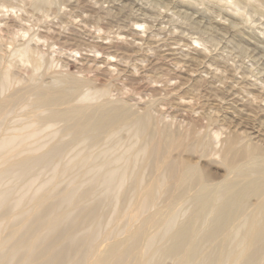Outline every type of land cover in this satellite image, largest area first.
I'll list each match as a JSON object with an SVG mask.
<instances>
[{"label":"bare ground","instance_id":"1","mask_svg":"<svg viewBox=\"0 0 264 264\" xmlns=\"http://www.w3.org/2000/svg\"><path fill=\"white\" fill-rule=\"evenodd\" d=\"M7 13L0 264H264L260 133L199 104L214 93L217 107L264 110L254 66L217 50L226 23L264 54V0H0ZM188 62L205 76L183 96Z\"/></svg>","mask_w":264,"mask_h":264},{"label":"rangeland","instance_id":"2","mask_svg":"<svg viewBox=\"0 0 264 264\" xmlns=\"http://www.w3.org/2000/svg\"><path fill=\"white\" fill-rule=\"evenodd\" d=\"M104 6H106V5H104ZM18 14L19 13H17L16 15L18 16ZM9 13H7L6 14V16L4 17V16H0V26H1V23H2V25H3V23H5L4 21L6 20V23L8 24V23H10L9 22V20L10 19H13L14 20V17L16 16V15H9ZM14 16V17H13ZM183 15H181V16H175V18L177 19H175V29H177L180 25H182V27H184V29L186 28L185 26H186V24H187V20H185L186 19V17L185 16H183ZM193 17H191V18H194V15H192ZM198 16V15H197ZM197 16L195 17V18H197ZM4 17V18H3ZM174 18V17H173ZM183 18H185V19H183ZM15 19H16V17H15ZM181 19V20H180ZM205 19L206 18H203V19H201L200 18V23H201V25H206V22H205ZM185 20V21H184ZM177 21V22H176ZM180 21H181V23H180ZM202 21V22H201ZM217 21H219V19H213V21H212V23H214V25H217L218 24V22ZM234 21V20H233ZM28 23H29V25H28ZM26 22V24L27 25H25L26 27H24V29H26V28H28V26H31V23H32V19H29V22ZM179 23V24H178ZM216 23V24H215ZM220 23H223V20L220 22ZM219 25H221V26H218L219 28H220V30H218L219 31V34H218V37H217V39L219 40V39H221L222 41H221V43L219 44V46L217 47V50H218V53L219 54H223L224 55V57H226L225 59L226 60H228L229 62H227V64H233V65H236V66H241L242 68H243V66H247V67H244V68H248L250 65H252V68H253V66H254V68L252 69L253 71H254V74H255V71H257L256 72V79L258 78V79H263L264 80V75H263V73H264V58H262V56L264 57V54H263V52H261L262 50V44H258V43H256V42H254V41H250V40H248L247 41V38L246 37H244V36H242V34L239 32V31H241V30H239L238 32H239V34H238V32H237V30H235V31H233V34L235 33V36L234 37H231V35H230V33H231V31H228L227 30V28H228V25L226 24V23H223V24H219ZM223 27V28H222ZM167 28V27H166ZM169 28V27H168ZM34 29H36V28H34ZM247 31V30H246ZM227 32V33H226ZM236 32H237V34H236ZM246 33V32H245ZM185 34H186V32H185ZM222 35H225L224 37L222 36ZM162 36H164V33L162 34ZM230 36V37H229ZM223 37V38H222ZM244 37V39L246 40V41H244L242 38ZM235 42V43H234ZM245 42V43H244ZM249 42V43H248ZM241 43V44H240ZM245 45V46H247L248 47V52H250L251 54V56H252V53L254 54V57L255 56H257L256 58H257V62H260V63H257V65L256 64H254L253 62L254 61H252L251 59L252 58H245V57H242V56H240V53H237V52H239L238 51V47L237 46H239V45ZM193 45H195L196 46V44H193ZM261 45V46H260ZM197 47V46H196ZM236 47H237V49H236ZM249 47H251V48H249ZM259 48V50H258V48ZM175 48V46H173V49ZM226 48V49H225ZM234 48V49H233ZM224 49H225V51H224ZM182 50H183V53H184V51L186 52V49L184 48H182ZM232 50H233V52H232ZM235 50H237V51H235ZM254 50H255V52H254ZM253 51V52H252ZM257 51V52H256ZM224 52V53H223ZM231 52V53H230ZM217 53V54H218ZM256 53H260V54H257L256 55ZM262 53V54H261ZM213 54V53H212ZM226 54V55H225ZM229 54V55H228ZM236 55V56H235ZM258 55H259V58H258ZM178 56V55H177ZM230 56V58H228V57ZM233 56V57H232ZM235 56V57H234ZM77 57H78V55H77ZM176 57V56H175ZM232 57V58H231ZM236 57H238V58H236ZM234 58V59H233ZM260 58H262V59H260ZM170 59H174L173 57L172 58H170ZM176 59V61L174 60V61H171V62H182L183 63V60L182 59H177V58H175ZM234 60V61H233ZM165 61V60H164ZM238 61V62H237ZM244 61V62H243ZM249 61V62H248ZM252 61V62H251ZM73 61L71 60V62L69 63V65L71 66V68L69 67L68 68V70H70L71 72H74L75 71V67H73V64L74 63H72ZM166 62V61H165ZM165 62H163V67H166L167 66V62L165 63ZM169 62V64H170V61H168ZM231 62V63H230ZM190 63V64H189ZM236 63V64H235ZM251 63V64H250ZM76 64V63H75ZM192 64V65H191ZM193 64L194 63H191V62H188V63H184V65H181V67H182V70H188L189 72H190V74H192V78H191V80L190 81H192V83H187L185 80H179L180 81V83L182 84V85H180V87H179V93L178 92H176V94L178 93V94H181V95H183V94H186V91H188L190 88H191V86L195 83V80L196 79H198V76L201 74V76H205V73L203 74V72H205V69H204V67H205V65H203V66H201L200 64H198L199 66H196L195 64H194V66H193ZM238 64V65H237ZM191 65V66H190ZM256 65V66H255ZM249 68H251V67H249ZM257 68V69H256ZM201 70V71H200ZM200 73V74H199ZM260 74H261V76H260ZM260 77H259V76ZM239 77V76H238ZM238 77L237 78H235L237 81H238ZM255 78H253L252 80H254ZM235 80V81H236ZM103 81V80H102ZM101 81V82H102ZM178 81V80H177ZM178 81V82H179ZM236 81V82H237ZM104 82V81H103ZM174 82V81H173ZM240 82H238V84H239ZM236 85L235 86V88H234V85H232L231 83H228V84H226V85H228L227 87H226V91L227 90H230L229 92L231 93V92H234V94H236L237 96H236V98H233V100H239L240 99V101L237 103L238 105H240L241 104V102H242V97L244 96V93L242 92L243 91V87L241 86L240 87V85H242V84H240V85ZM200 84H194V87L196 86V87H198ZM231 85V86H230ZM239 86V87H238ZM230 88V89H229ZM238 88V89H237ZM240 89H242L241 90V92L243 93V94H240L238 91H240ZM203 91V90H202ZM208 91V90H207ZM225 91V90H224ZM191 95H194V94H196L195 92H194V94L193 93H191V92H189ZM238 93H239V95H238ZM190 94H188L189 96H190ZM203 94H204V92H203ZM208 95V96H207ZM184 96V95H183ZM195 96H197L198 97V95H195ZM205 96H207L208 98L206 99V97ZM205 96H204V98H201L200 99V101H199V104H200V106L203 104V107L204 108H206V110H207V108L208 109H214V110H218L217 112L218 113H216V117H218L220 114H222V115H224L225 117L227 116V117H231L232 115H233V113L234 114H237V118H236V123L234 124L235 125V127H236V129H238L240 132H249L250 130V133H253L252 131H258L260 134H259V137L258 138H256V140H262L263 141V143H264V110L263 109H261V108H259L257 105H254V106H256V108L254 107L253 109H254V111H249L248 112V110L246 111V108L245 107H241V106H238L237 107V109L239 110H233V108H234V106L233 105H228V104H221L220 105V107L222 108H220V107H217V104H218V98L217 97H214L215 95H214V93L213 94H210V98H209V94H205ZM174 97H177V96H173V98ZM186 97V96H185ZM197 97H195V98H197ZM238 97H239V99H238ZM206 99V100H205ZM212 100H215V101H212ZM217 100V101H216ZM212 102V103H211ZM217 102V103H216ZM208 103H209V105H210V107H208L209 105H208ZM213 103H215V105L213 104ZM206 104V105H205ZM213 104V105H212ZM224 106V107H223ZM197 107H199V106H197ZM231 107V108H230ZM242 108V109H241ZM242 111H244V112H242ZM237 112V113H236ZM239 112V113H238ZM250 112H254V114H256L257 115V118L259 119V121H257L255 124L253 123V122H249L248 121V119H247V113H250ZM220 119H221V117H220ZM253 123V124H252ZM251 125V126H250ZM255 126V127H254ZM204 162H202V164H203ZM216 166H218V165H216ZM205 167H207L211 172H213V173H222L221 172V168H216V167H213V166H210V167H208L207 166V164L205 165Z\"/></svg>","mask_w":264,"mask_h":264}]
</instances>
